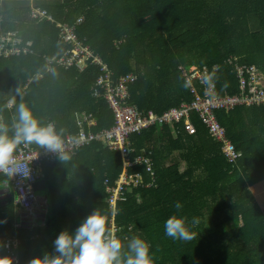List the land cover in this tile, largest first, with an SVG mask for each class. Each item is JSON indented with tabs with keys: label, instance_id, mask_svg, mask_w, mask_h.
<instances>
[{
	"label": "trees",
	"instance_id": "1",
	"mask_svg": "<svg viewBox=\"0 0 264 264\" xmlns=\"http://www.w3.org/2000/svg\"><path fill=\"white\" fill-rule=\"evenodd\" d=\"M38 8L63 24L74 25L83 18L76 28L78 38L109 64L115 80L137 75L130 102L146 114L163 115L194 102L181 65L212 69L219 64L211 78L221 96L239 93L233 66L226 63L231 55L264 72V0H39L36 6L8 2L0 7V39L17 34L22 46L35 52L7 58L0 49V114L10 138L21 101L41 125L55 121L62 136L79 131L83 114L99 122L95 131L116 125L111 105L94 96L101 67L88 65L79 72L58 66L47 72L46 58L62 57L67 47L59 41L56 24L32 19ZM216 116L242 152L234 165L199 114L192 116L195 135L181 124L157 126L132 137L138 150L152 152L156 179L152 187L137 189L120 203L119 239L125 244L133 237L146 240L154 264H264V105L219 111ZM24 143L38 146L22 141L16 150ZM67 156L42 164L50 197L36 225V219L17 221L14 191L3 186L10 178L0 176V189L6 191L2 196L12 195L0 207V264H13L6 249L9 241L19 264H29L52 250L62 230H74L96 210L112 232L107 182L118 185L124 171L122 154L97 141ZM134 171L152 181L146 168ZM177 202L180 209L175 208ZM174 214L188 222L199 220L192 228L193 240L165 235L164 223ZM12 240L20 242L17 248Z\"/></svg>",
	"mask_w": 264,
	"mask_h": 264
},
{
	"label": "built area",
	"instance_id": "2",
	"mask_svg": "<svg viewBox=\"0 0 264 264\" xmlns=\"http://www.w3.org/2000/svg\"><path fill=\"white\" fill-rule=\"evenodd\" d=\"M32 19L37 23L45 21L52 22L59 29L60 43L67 47L65 54L58 58H46L47 72H53L57 67L62 69H76L82 72L88 65L101 67L103 74L99 78L94 88V96L98 99H105L112 107L116 115V125L110 129L101 131L93 130L99 126V122L93 115L83 114L81 116L79 131L75 134H66L63 139V154H74L81 148L91 145L93 142H102L105 147L112 151L120 152L124 160V171L117 186L113 187L107 182L108 193L107 202L113 212V220L110 222L112 234L120 237V227L117 224L119 206L125 202L128 195L140 188H150L155 184L156 174L154 170V160L152 152L143 148L138 150L132 141L136 133H142L154 127L169 126L175 128L184 124L188 134H197V128L193 123L192 116L199 114L202 121L209 130L211 138L222 144L223 153L228 158L229 163L236 164L242 157V152L236 149L235 145L228 138L226 129L220 124L216 113L219 111L231 112L238 107H259L264 105V72L255 64L240 61V58L231 55L226 59L228 65L233 66V74L239 83V93L231 96L218 94L217 85L212 81L211 71L217 72L220 69L216 64L210 69L208 66H192L186 69L179 66L188 87L191 88L195 100L192 103H184L180 107L172 108L163 115L154 112L144 113L136 105L131 104V86L137 82V75L131 74L119 80L114 79V72L109 64L85 41L80 40L76 34V28L83 18L74 25L57 22L48 11L33 9ZM17 34H10L8 37L0 39V49L7 58L11 56H21L35 54L28 46H22V41L16 39ZM13 37V38H12ZM14 39V40H13ZM43 76H40L42 78ZM14 105V100L9 104ZM11 107V108H12ZM0 122L5 127V116L0 114ZM57 131L55 121L49 122ZM58 132V131H57ZM59 133V132H58ZM14 156L16 160L27 170L28 176L22 173L7 175L0 172V176H7L10 182L5 183L6 188H12L15 194L16 209L20 212L23 220L36 223L44 216L40 214L48 210V200L38 195L36 184L43 180L41 170L42 164L47 160L49 163H56L61 153L51 151L40 146L33 147L30 143H24L17 150ZM136 167L146 168L152 181H147L144 172H135ZM21 224L17 225L19 228ZM16 241V240H12ZM20 242H14L17 248ZM6 249L13 262L19 264L18 258L13 254L11 241L6 244Z\"/></svg>",
	"mask_w": 264,
	"mask_h": 264
},
{
	"label": "clouds",
	"instance_id": "3",
	"mask_svg": "<svg viewBox=\"0 0 264 264\" xmlns=\"http://www.w3.org/2000/svg\"><path fill=\"white\" fill-rule=\"evenodd\" d=\"M17 95H22L17 90ZM9 108L12 107L10 103ZM17 120L13 127L15 134L7 135V128L0 124V172L7 175L28 172L16 160L14 153L22 141L34 142L42 148L61 153L60 158L67 160L63 154V139L54 126L41 125L27 103L21 101L16 105ZM176 209L181 204H175ZM199 224L193 218L190 222L180 215L170 216L164 223L165 235L173 240L184 242L195 238L192 228ZM29 264H154L151 245L140 237H133L127 243L113 235L107 228L104 215L93 211L73 230L65 228L52 241V250L36 256Z\"/></svg>",
	"mask_w": 264,
	"mask_h": 264
},
{
	"label": "water",
	"instance_id": "4",
	"mask_svg": "<svg viewBox=\"0 0 264 264\" xmlns=\"http://www.w3.org/2000/svg\"><path fill=\"white\" fill-rule=\"evenodd\" d=\"M48 189V186H47V183H46V181L45 180H42V181H40V182H38L37 184H36V191L37 192H39V191H43V190H47ZM7 192H9V191H7ZM3 194H6V191H0V195L2 196ZM10 198H12V195L10 194L9 196H7V197H1V200H9ZM5 205H7V203H3V205L2 206H5Z\"/></svg>",
	"mask_w": 264,
	"mask_h": 264
},
{
	"label": "crops",
	"instance_id": "5",
	"mask_svg": "<svg viewBox=\"0 0 264 264\" xmlns=\"http://www.w3.org/2000/svg\"><path fill=\"white\" fill-rule=\"evenodd\" d=\"M28 1L30 3V6H36L37 1L39 0H0V7L2 5H5L8 2H16L18 5L25 3ZM42 1V0H41ZM46 2L52 1V0H45ZM183 169H185V166H183ZM5 186V184H3ZM6 188V187H5ZM8 189V188H7ZM0 191H3V189H0ZM14 193V192H13ZM15 195V194H14ZM48 200V199H47Z\"/></svg>",
	"mask_w": 264,
	"mask_h": 264
},
{
	"label": "rangeland",
	"instance_id": "6",
	"mask_svg": "<svg viewBox=\"0 0 264 264\" xmlns=\"http://www.w3.org/2000/svg\"><path fill=\"white\" fill-rule=\"evenodd\" d=\"M38 193V195H40L42 198H45V199H48V202H49V192H48V190H43V191H39V192H37ZM21 219H22V216L20 215V214H18L17 213V221L18 222H21ZM211 227V224L209 223L208 224V228H210Z\"/></svg>",
	"mask_w": 264,
	"mask_h": 264
},
{
	"label": "flooded vegetation",
	"instance_id": "7",
	"mask_svg": "<svg viewBox=\"0 0 264 264\" xmlns=\"http://www.w3.org/2000/svg\"><path fill=\"white\" fill-rule=\"evenodd\" d=\"M1 195H0V207L3 205V203H8V200L6 201V200H1Z\"/></svg>",
	"mask_w": 264,
	"mask_h": 264
}]
</instances>
